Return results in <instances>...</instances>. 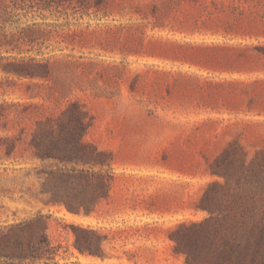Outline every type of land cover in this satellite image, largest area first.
Returning a JSON list of instances; mask_svg holds the SVG:
<instances>
[{"label": "rangeland", "instance_id": "rangeland-1", "mask_svg": "<svg viewBox=\"0 0 264 264\" xmlns=\"http://www.w3.org/2000/svg\"><path fill=\"white\" fill-rule=\"evenodd\" d=\"M123 1V9L108 15L69 16L78 25L65 27L51 51L38 56L47 59L49 74L14 77V85L0 89V103H21L5 109L1 135L27 128L31 115H54L69 101L81 103L90 117L84 139L103 153L92 167L75 166L112 173L108 197L90 214L27 202L17 199L19 187L34 182L38 188L39 181L24 180L20 172L15 180L10 173L4 177L16 199L0 202L10 218L12 210L19 217L37 209L53 213L49 234L61 245L60 264H189L175 250L173 230L216 216L200 204L212 203L219 189L211 184L224 181L211 172L215 157L228 147L226 169H256L257 163L264 169V0H225L224 10L213 11L216 24L199 22V29L191 28L198 12L190 5L154 17L149 4L162 0ZM153 21L159 25L152 27ZM7 75L0 69V80ZM57 165L54 159L0 157V172ZM247 188L240 189L245 199L252 196L264 210V197L258 201ZM222 192V202L233 201V183ZM231 221L224 219L217 233L229 234ZM68 223L98 226L107 235L104 256L81 253L71 228H64Z\"/></svg>", "mask_w": 264, "mask_h": 264}, {"label": "trees", "instance_id": "trees-1", "mask_svg": "<svg viewBox=\"0 0 264 264\" xmlns=\"http://www.w3.org/2000/svg\"><path fill=\"white\" fill-rule=\"evenodd\" d=\"M224 1L162 0L161 5L151 1L149 14L163 17L176 8L190 5L198 12L193 15L191 28L199 29V22L211 28L216 24L212 16L213 11L224 10ZM123 2V0H0V69L8 74L4 81L0 80V89L5 92L8 86L14 85L16 83L14 77H46L49 74L47 59L38 56L44 50L47 53L51 51L52 39L55 36H63L61 31L65 27L78 25L71 22L69 16L78 18L85 14L108 15L114 7L123 9ZM149 14L143 12L142 16L148 18ZM50 15L55 16L56 20L47 21ZM61 16H64V21H58ZM158 25L159 23L153 21L152 27ZM74 34L75 30L69 35ZM19 104L21 103L6 100L0 103V129L6 128L8 124L5 109ZM30 117L32 123L27 128L20 127L18 133L13 135L0 134V157L54 159L61 165L54 169H2L0 198L9 196L16 199L15 188L4 185V177L10 173L15 180L22 172L24 180L33 176L39 181V187L34 188V182L26 186L21 185L17 199H24L27 202L40 201L45 206L62 205L75 214H90L95 211L100 199L109 195L112 173L75 166L89 164L92 167L98 164L97 156L103 153L96 145L84 139L90 124L88 112L78 101H69L54 115L39 116L36 113ZM16 118L20 119L18 116ZM227 155L229 150L225 147L213 161L211 172L224 178L223 182L214 181L211 184L219 189L214 194L213 202L203 200L200 203L208 210L216 212V216H209L198 222H181L173 230L175 250L183 253L185 261L189 264H264V210L257 207L258 203L252 196L245 199L240 192L243 184L258 201H261L264 197L263 165L257 163L256 169H226L227 164L231 163L227 161ZM67 164L71 165L68 167ZM241 164L245 166L243 161ZM232 183L236 190L233 201L227 199L224 203L222 198H225V193L222 190L224 187H231ZM221 192L224 195L222 198L219 196ZM249 200L256 208L249 210ZM6 209L1 201L0 264H60L56 256L61 245L54 243L49 234L50 221L55 218L53 213L37 209L19 217L17 211L12 210L10 218ZM246 211L250 212V221L244 218ZM226 218L232 220L228 224L231 232L218 234L217 229L224 226L223 220ZM66 226L71 228L74 235L73 245L81 253L104 256L102 241L107 239V235L101 233L98 226L68 223L64 225L65 229ZM210 228L214 229V232H211Z\"/></svg>", "mask_w": 264, "mask_h": 264}]
</instances>
